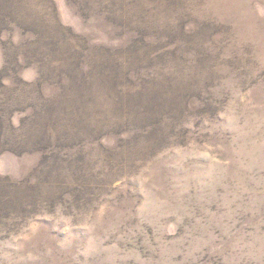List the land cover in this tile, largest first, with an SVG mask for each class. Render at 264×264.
Wrapping results in <instances>:
<instances>
[{
  "label": "rangeland",
  "instance_id": "obj_1",
  "mask_svg": "<svg viewBox=\"0 0 264 264\" xmlns=\"http://www.w3.org/2000/svg\"><path fill=\"white\" fill-rule=\"evenodd\" d=\"M0 264H264V0H0Z\"/></svg>",
  "mask_w": 264,
  "mask_h": 264
}]
</instances>
